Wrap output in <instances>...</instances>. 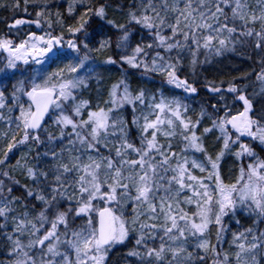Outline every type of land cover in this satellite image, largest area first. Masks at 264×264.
I'll list each match as a JSON object with an SVG mask.
<instances>
[{
	"label": "snow or ice",
	"instance_id": "obj_1",
	"mask_svg": "<svg viewBox=\"0 0 264 264\" xmlns=\"http://www.w3.org/2000/svg\"><path fill=\"white\" fill-rule=\"evenodd\" d=\"M0 9V264H264V0Z\"/></svg>",
	"mask_w": 264,
	"mask_h": 264
},
{
	"label": "trees",
	"instance_id": "obj_2",
	"mask_svg": "<svg viewBox=\"0 0 264 264\" xmlns=\"http://www.w3.org/2000/svg\"><path fill=\"white\" fill-rule=\"evenodd\" d=\"M9 15V13L3 9H0V17H4ZM0 27H3V25H0ZM222 62L219 63L221 65H218V63L213 64L211 67L207 69V71L204 72V75L207 76L209 80L215 79L217 82L220 80H227L229 79L232 75H239L238 72L233 71L232 69L236 66H241L242 70H246L247 66L246 65H241V62L239 60H224L223 58H219ZM219 69V71H217ZM151 87V85H149ZM159 87V85H156ZM224 87H227L225 84ZM211 142V138H210ZM227 167H230V163L228 166L225 168V172L227 171Z\"/></svg>",
	"mask_w": 264,
	"mask_h": 264
},
{
	"label": "rangeland",
	"instance_id": "obj_3",
	"mask_svg": "<svg viewBox=\"0 0 264 264\" xmlns=\"http://www.w3.org/2000/svg\"><path fill=\"white\" fill-rule=\"evenodd\" d=\"M220 63H221V62H220ZM218 65H221V64L218 63Z\"/></svg>",
	"mask_w": 264,
	"mask_h": 264
}]
</instances>
